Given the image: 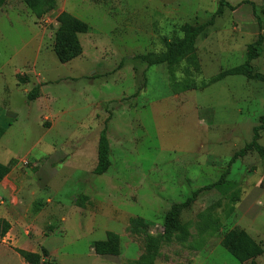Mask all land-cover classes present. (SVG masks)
Here are the masks:
<instances>
[{"label": "rangeland", "instance_id": "obj_1", "mask_svg": "<svg viewBox=\"0 0 264 264\" xmlns=\"http://www.w3.org/2000/svg\"><path fill=\"white\" fill-rule=\"evenodd\" d=\"M55 1L56 12L41 19L22 0H8L0 10V126L6 127L0 140V163L15 161L20 174L31 175L35 160L49 155L52 159L56 150L72 154L64 157L68 166H59L60 176L53 183L59 185L54 207L58 203L67 208L68 222L55 217L46 223L58 240L59 258L53 262L43 256L44 264H144L150 239L164 234L171 208L186 202L198 189L218 182L232 156L252 140L253 129L264 115L263 85L243 76L227 77L205 92L178 98L165 77L136 61L138 56L165 53L167 42L183 37V25L209 22L219 0H67L77 18L90 27L89 34L79 37L82 56L70 64H61L54 53L56 19L63 13L62 0ZM226 1L239 7L226 9L199 38L198 52L212 59L204 61L200 74L195 75L198 85L243 65L248 46L260 35L264 37V0ZM208 45L213 54L209 53L212 49L207 51ZM260 49L261 56L253 66L264 74V42ZM36 85L44 87V96L29 102L28 95ZM230 92L238 94L239 101L248 95L253 101L241 109L244 122L238 124L232 138L226 135L220 144L205 143L201 148L202 133L196 131L195 117L189 122L186 115H191L189 119L192 112L199 116L196 108L214 101L213 106H218L213 122L219 125L233 110V103L228 102L225 111L222 107ZM108 119L114 168L109 175H86L79 183L78 174L72 172L83 168L88 174L89 160L94 166L84 152L98 143ZM120 143L126 149L117 159ZM68 144L83 147L74 153ZM259 144L264 147V131ZM140 173L146 175L144 179ZM89 191L99 193L98 201L109 205L102 209L104 214L120 208L132 217L128 228L121 231L118 257L92 255L89 242L104 240V232L96 234L88 228L93 235L86 230L80 233L79 217L69 210L71 200L81 202L82 194ZM202 215L217 221L215 231H207ZM132 220H136L133 231ZM180 223L191 225L188 241L182 243L174 237L163 243L151 264H252L238 260L225 239L233 231L245 232L264 247V158L250 152L238 160L223 185L201 193L182 212ZM32 224L27 225L32 239L26 238L28 245L22 240L21 246L28 251L43 240ZM7 245L0 242V264H28L7 254ZM254 264H264V255Z\"/></svg>", "mask_w": 264, "mask_h": 264}, {"label": "trees", "instance_id": "obj_2", "mask_svg": "<svg viewBox=\"0 0 264 264\" xmlns=\"http://www.w3.org/2000/svg\"><path fill=\"white\" fill-rule=\"evenodd\" d=\"M8 0H0V10L5 6ZM24 4L31 10L37 19L53 14L57 10L55 0H22ZM219 7L215 16L205 24H185L181 27L183 37L175 41L166 43V52L163 54H147L136 57V61L146 64L148 69L153 66L165 65L169 73V82L174 92H186L190 90L206 89L229 76H243L249 81L261 83L264 88V74L256 71L253 62L260 58L264 37L260 35L258 40L248 46L246 52V61L243 65L234 69L220 73L217 77L209 82H203L198 85L195 81V75L200 74L201 65L198 59L196 45L198 39L214 25L215 19L221 17L225 10L236 11L239 6H232L226 0H219ZM58 29L55 34L54 53L61 64H69L80 58L83 54V47L80 42V35H86L90 32V27L85 22L75 16L63 12L58 15ZM178 74H182L181 77ZM42 85H36L28 95L29 102L38 99ZM264 90V89H263ZM109 119L105 122L100 132L98 142V163L94 170V175L102 176L111 168V147L108 138ZM264 131V115L259 118V125L253 129V137L242 149L237 151L228 164L225 173L221 179L211 185L205 186L194 192L186 202L174 205L167 213L164 222V234L158 238H151L148 245V260L144 264H151L158 257L159 250L163 243L176 238L179 242L186 243L190 237V224H181L180 218L184 210L191 207L198 196L206 191H211L225 182L231 173L232 166L240 159H244L250 152H256L260 157L264 158V147L259 144L261 132ZM6 130L0 126V140L5 135ZM15 166V161H11L8 165L0 163V185L10 174ZM201 218L207 222L208 230L215 231L217 221L213 217L202 215ZM136 220H132V231ZM11 230V224L0 219V242H2ZM121 238L117 234L109 233L107 241L94 243L93 250L97 256L101 257H118L121 254ZM225 245L232 251L234 256L241 262H254L264 255V247L255 242L248 234L240 231L231 232L225 239ZM19 256L28 264H44L43 256L48 257L47 250L42 249L41 254L31 253L23 250H16ZM143 264V263H140Z\"/></svg>", "mask_w": 264, "mask_h": 264}, {"label": "crops", "instance_id": "obj_3", "mask_svg": "<svg viewBox=\"0 0 264 264\" xmlns=\"http://www.w3.org/2000/svg\"><path fill=\"white\" fill-rule=\"evenodd\" d=\"M61 4H62V12H67L75 16L76 18L79 17L73 8V5L67 4V0H62ZM198 43H199V39L197 41L196 50L200 65L203 67L204 61L208 62L212 59V57L209 56L208 58H205L201 56L200 52H198L199 50ZM211 49L212 48L210 47V45H208L207 51L208 50L210 51ZM209 53L213 54L214 49H212V51ZM148 71L159 73L162 77H165V82H167V84L170 83L168 69L165 65L153 66L149 68ZM229 77H237V76H229ZM212 85H210L206 89L178 92L175 95L178 96L179 98L181 97V95L185 93H191V92L202 93L205 92ZM43 88L44 87L41 88L40 98H38L36 101H39L40 99L43 98L44 96ZM170 95L174 96V93L170 92ZM245 98L246 99L239 101L240 99L238 98V94L231 92L226 94L224 98V102H222L223 111L226 110L228 102L229 104L233 103L234 107L233 110L231 111L229 110L230 112L228 113V118L226 119V121L217 122L219 123V125L218 124L216 125V123L213 122L216 117L215 107L218 106V104L213 106L214 101L206 103L207 104L206 107H203L204 105L203 106L201 105L198 108H196V112L198 114L200 113L199 115L200 118L195 112H192L193 117H191V119H189L190 114L186 115V119L189 122H191L192 119L194 120L195 117L194 121H196L195 123L197 126L196 131L200 134L202 133V136L200 137V141H199L201 143V148L204 147L205 143H207L209 146L211 144L213 146L216 144H220L221 137H223V140L225 141L224 136L226 135L232 138V135L236 133L238 124L244 122L243 121L244 117L242 116L241 109L243 110V107L247 105L249 106V104L253 103L249 95L246 96ZM162 100L163 98L159 99L158 101H162ZM109 125H108V138L111 147V168L106 173L108 175L110 174L112 168H114L113 167L114 156H113L112 142L109 137ZM1 126L3 125L1 124ZM4 128L6 130V127ZM98 142H99V137H98ZM68 146L70 149L75 151L74 153L79 152L80 148L83 147V146L73 147L74 145L72 144H68ZM120 149L121 150L118 153L119 155L117 156V159L120 157V155H124L123 150L126 149L125 143H120ZM213 149H214L213 153L217 154L216 153L217 149L216 150L215 148ZM55 152H56V156H54V158L52 159H50V155H49V158L42 160H35L34 163L32 164L33 169H31L33 171H30L32 173L31 175L30 173L20 174L21 171L17 169L18 167L14 166L10 174L7 176V178H5V180L0 185V219H4L11 224V230L4 239V244L5 243L8 244L7 249L5 251L7 254H9L12 257L18 256L19 259H22L19 256V254L16 252V250H23L31 253L41 254L42 249L44 248L45 250H47L49 254L47 258H49L53 262H55L59 258L60 246L58 244V240H56L55 236H53L52 226L50 225V227L49 226L46 227V223H48L50 219H53L55 217H59L62 223L68 222V220L65 218V214H67V208L58 203H57L58 206L54 207L53 198L57 194L56 191H58L59 185L57 184L53 185V183L60 176L59 166L60 165L62 166L64 165V167L68 166V164L65 165L64 157L71 156L72 154L68 155L67 153H62L61 151H57V150ZM84 154L85 156H87L86 158H88L89 156L92 158V162L94 166H90L89 165L90 160L88 161V159H86L85 161H88V166H87L88 174L83 173L82 171L83 168L81 170H76L75 172L71 171L72 175L74 176L78 174L79 178L76 177V179L77 181H79V183L82 182L85 178H87L86 175L91 177L94 175V170L98 163V143L92 146V150L90 149L88 153L84 152ZM9 163H11V161ZM9 163H3V164L8 165ZM71 167L72 164L69 163V168ZM82 176H84L83 179ZM141 176H142L141 178L144 179L146 175L141 174ZM91 177H89V179ZM90 182L91 181H89V183ZM5 183L10 184L11 187L6 186ZM82 195H83L82 198L83 200L81 202L78 199L74 198V200H71L69 207V210L74 211L79 217L76 223L80 233H83V231L86 230L88 233L93 235V233L88 231V228L90 231H93L96 234L100 231L104 232L105 239L98 242L107 241V235L109 233L117 234L121 238L122 237L121 231L127 229L128 226L130 225V221L132 219L131 215L127 214L126 212H123L120 208L119 209L112 208V210H110L108 214H104L102 212L103 211L102 209L103 208L108 209L109 205H104L103 203L98 201L99 199L96 197H99V193L96 194V192L93 193L89 191V192H84ZM124 203L125 202H123L122 205H124ZM108 204H111V202L109 201ZM33 209L34 211H32ZM28 222H33L34 224H32L33 225L32 230H35V232L38 235L43 237L42 244H39L38 246H36V248L34 246L33 250L31 251H28L25 248L21 247L23 245L22 240H26V238H28L29 240L32 239L30 238V233L28 229L29 226H27ZM93 223H96L95 226L93 225ZM45 230L49 232H45ZM87 232L85 233L87 234ZM29 243L30 242L26 240L25 245H28ZM89 244L91 245L90 253L96 257H101L95 254L92 246L94 243L90 241ZM110 257L112 256L105 258H110Z\"/></svg>", "mask_w": 264, "mask_h": 264}]
</instances>
